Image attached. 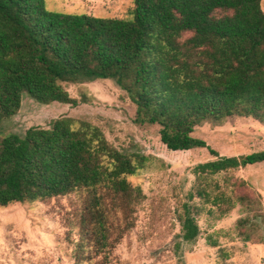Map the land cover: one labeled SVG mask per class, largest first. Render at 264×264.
Here are the masks:
<instances>
[{
  "label": "trees",
  "instance_id": "obj_1",
  "mask_svg": "<svg viewBox=\"0 0 264 264\" xmlns=\"http://www.w3.org/2000/svg\"><path fill=\"white\" fill-rule=\"evenodd\" d=\"M133 1L130 16L119 18L55 11L46 0H0V127L18 113L25 92L41 104L77 106L86 99L73 97L66 84L113 79L136 104L135 121L160 125L170 150L209 148L217 159L199 163L198 173L264 161V151L220 155L193 135L197 126L233 116L264 124L262 0ZM149 160L113 145L90 120L60 116L24 135H0V206L90 189L103 237L99 189L128 193V177ZM179 220L181 262L201 229L189 203ZM239 223L247 226L246 218ZM253 231H244L247 240Z\"/></svg>",
  "mask_w": 264,
  "mask_h": 264
},
{
  "label": "rangeland",
  "instance_id": "obj_2",
  "mask_svg": "<svg viewBox=\"0 0 264 264\" xmlns=\"http://www.w3.org/2000/svg\"><path fill=\"white\" fill-rule=\"evenodd\" d=\"M46 4L60 12L119 18L129 17L134 7L133 0ZM66 88L86 101L77 106L41 104L25 92L18 113L2 122L0 135H24L32 126L48 127L65 115L92 121L113 145L141 151L150 160L128 177V193L99 189L106 220L103 237L96 223L97 194L90 189L0 206V264H264V161L228 172L198 173L199 163L217 159L209 148L170 150L161 140L160 125L135 121L136 104L113 79L68 83ZM193 135L224 156L264 151V124L251 117L205 123ZM203 189L204 196L199 194ZM239 195L248 200L237 201ZM187 203L201 233L179 262L175 243ZM244 217L247 226L239 223ZM252 230L247 240L244 231Z\"/></svg>",
  "mask_w": 264,
  "mask_h": 264
}]
</instances>
